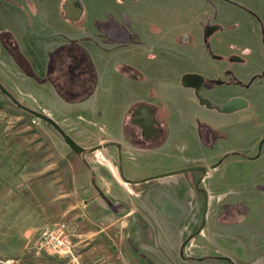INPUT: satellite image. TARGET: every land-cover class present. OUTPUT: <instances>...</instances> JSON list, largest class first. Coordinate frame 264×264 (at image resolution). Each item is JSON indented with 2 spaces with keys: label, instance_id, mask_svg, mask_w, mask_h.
<instances>
[{
  "label": "crops",
  "instance_id": "crops-1",
  "mask_svg": "<svg viewBox=\"0 0 264 264\" xmlns=\"http://www.w3.org/2000/svg\"><path fill=\"white\" fill-rule=\"evenodd\" d=\"M81 1L80 15L72 1L64 11L63 0H0V84L81 148L59 171L71 186L52 191L83 196L84 208L81 228L66 224L76 236V254L65 257L41 245L44 228L28 224L25 206L11 214V204H4L1 241L21 243L7 252L15 256L38 241L29 251L39 257L34 264H264V207L252 219L240 201L225 202L226 193L202 187L238 154L217 147L231 138L225 130L264 117V77H257L264 68V1L118 0L130 3L129 24L122 5L112 11L107 0H96L104 4L99 7ZM223 18L222 34L231 42L215 40L216 55L205 52L201 38L177 41L182 33L201 34L189 29L193 19ZM111 20L117 25L105 26ZM190 74L205 78L200 94L213 106L242 98L247 108L222 114L202 106L182 85ZM140 111L153 117L148 138L141 123L128 129V116ZM215 115L220 121L212 120ZM210 148L209 159L202 154ZM230 178L223 173L218 184ZM80 179L82 185H74ZM256 187L264 190V183ZM70 204V198L51 210L40 204L34 216L51 211L55 220L68 218ZM11 218L19 229H11Z\"/></svg>",
  "mask_w": 264,
  "mask_h": 264
},
{
  "label": "rangeland",
  "instance_id": "rangeland-1",
  "mask_svg": "<svg viewBox=\"0 0 264 264\" xmlns=\"http://www.w3.org/2000/svg\"><path fill=\"white\" fill-rule=\"evenodd\" d=\"M63 1L61 8L63 7L64 11H67L66 7L72 1L75 13L82 14L83 5L81 4V0ZM263 1L264 0H260L261 6L263 5ZM86 2L90 3L93 7L104 5L96 0H86ZM107 2L108 6L113 5L112 11H114L115 8L117 10L120 8L119 6L122 5V16H125V24H129L130 21H126L125 19L126 15L128 16L126 7L130 6V3L119 4L118 0H107ZM142 3L143 6H141V10L147 6L145 1ZM27 5L34 4L27 3ZM172 6L179 9L180 6H185V4L172 3ZM243 7L247 8L245 6ZM31 9L33 10V8ZM98 9L99 8L96 10ZM177 12L178 11H175V17H178ZM115 16H118V13L115 14ZM186 16L185 12H183L181 17L184 19L181 20H186ZM238 19L244 21L245 17H238ZM204 20L200 19L197 23V19H193L192 22L191 20L185 21L186 23L191 22L193 24L189 27L192 31L194 29L201 31L200 35L193 33V31L191 33H182L183 35H178L176 38L179 42L191 43L195 42V39L198 41V38H201L200 41L206 45L207 50L205 52L210 56H214L217 53L214 49L216 45L214 42L215 40L217 43L231 42H228L225 34H222V32L226 30V24L224 22V20L226 21V18L219 19L217 22L214 20V22H207V20ZM222 22H224V24H222ZM112 25H117L115 20H111V22L108 21L105 26L112 27ZM170 28L173 29L174 24H171ZM116 34L117 33L115 32L113 37H115ZM213 37L215 38L212 42L211 39ZM223 37L226 40H224ZM261 39L264 43L263 31L261 32ZM261 62L264 63V58L261 59ZM257 77H264V68L260 70V74ZM216 92L220 93V90ZM17 102L21 104L18 100ZM21 105L24 106L23 104ZM131 114L132 113H130L127 118L129 131L131 128ZM249 118L250 121H246L245 123L236 126L235 130H225L226 133H230L229 136H231V138L220 141L217 147L222 148V146H224L225 148H234L238 154L234 157L232 156L228 162H225L219 171L213 172L208 180H204L202 187L207 188V186H210L215 189L216 192L226 193L224 195L226 198L225 202H229L233 199L240 201V203H243L250 209V218L253 219L262 213L264 207V190L256 187L258 184L264 183V141H262L264 117H256L254 119L255 121H252V116ZM212 120L220 121L216 115ZM248 137H250V139ZM250 140L251 142L248 144ZM211 149L212 148L204 149L202 155H207L210 159ZM75 154L80 153L71 148L64 137L52 126L51 123L39 119L25 111L9 99V97H7L0 89V213H2L4 204H11V214H22V211H19L18 209L20 206H25L27 209L28 224L33 225V227H36L38 224L42 225L41 228H44L42 234L45 232H53L58 228L60 229L61 227H64L65 229L63 231L66 233L64 237L67 236V240H70L72 246L71 254L64 253V255H61L65 257H73V255L76 254L74 244L76 236L74 233L70 232L69 228L66 226L70 224L71 227L81 228L84 218L82 215L84 209L82 202L83 196L76 193H72V195H60L57 194L56 191L53 193L52 189L60 190L59 188L71 186L65 175L59 174V171L65 170L64 168L71 164V159ZM186 154L188 156H193V153L190 151H186ZM257 156H260V158L256 162L252 161L249 163V157ZM226 172L229 173L231 178L224 179L222 185L218 184L221 181V175ZM81 182V179L79 181L75 180L76 184L74 185L81 186ZM217 188L221 189L218 190ZM40 192L42 194H40ZM65 198H70L72 203L68 206L70 208L68 218L60 217L59 220H55L51 211H49V217L40 219V217L37 216L35 218V211L40 210V204L44 206L43 209L50 208L51 210V207H53L54 204ZM17 221V218H11V229L13 228L12 224L16 225L14 227L16 230L19 229ZM3 229L7 230V227H4L3 222H0V231ZM30 229L28 228V231H30ZM31 236V233L28 232V240L31 239ZM1 240H4L3 234H0V264H26V261L27 264L40 262L38 259L39 257H36L35 254L29 252L33 245L37 246L39 244L38 241L29 244L27 249L22 250L21 252H16L15 256H10L7 252L9 251V246H18L21 245V243L15 244L14 242L10 244V237L8 240L6 239V241H8L6 243ZM44 247L48 253L56 254L51 248H47L46 244H44ZM240 261L243 263V260Z\"/></svg>",
  "mask_w": 264,
  "mask_h": 264
},
{
  "label": "water",
  "instance_id": "water-1",
  "mask_svg": "<svg viewBox=\"0 0 264 264\" xmlns=\"http://www.w3.org/2000/svg\"><path fill=\"white\" fill-rule=\"evenodd\" d=\"M204 84H205V78L202 75H199V74L186 75L183 78V80H182V85L185 86V87L193 89L195 91V95H196V98L198 99L199 103L202 106H205L208 109H215V110H217L218 112H220L222 114H231V113H235L237 111H241V110H244V109L247 108L248 103H247L246 100H244L242 98H233L232 100H230L229 102H227L226 104H224V105H222L220 107L213 106L208 99L204 98L200 94V91L204 87ZM0 89L7 97H9V99H11L17 105H19L22 109H24L25 111L29 112L30 114L36 116L39 119L47 120L49 123H51L52 126L56 130H60L61 131L62 136L64 137L66 142L71 146V148L74 149V151H76L78 153L82 152L81 148L78 147L74 143V141L68 135H66L56 123H54L48 117H46V116H44V115H42L40 113H37L35 111H32V110L22 106L21 104H19L17 102V100L14 99L12 97V95L1 84H0ZM147 117H148V122H150L151 115L148 114ZM196 170L205 171L204 168H196Z\"/></svg>",
  "mask_w": 264,
  "mask_h": 264
},
{
  "label": "built area",
  "instance_id": "built-area-1",
  "mask_svg": "<svg viewBox=\"0 0 264 264\" xmlns=\"http://www.w3.org/2000/svg\"><path fill=\"white\" fill-rule=\"evenodd\" d=\"M61 229V230H60ZM53 232H45L40 240L41 245L46 244L47 248H51L55 253L63 255L72 253V246L65 236L63 231L65 228L61 227Z\"/></svg>",
  "mask_w": 264,
  "mask_h": 264
},
{
  "label": "flooded vegetation",
  "instance_id": "flooded-vegetation-1",
  "mask_svg": "<svg viewBox=\"0 0 264 264\" xmlns=\"http://www.w3.org/2000/svg\"><path fill=\"white\" fill-rule=\"evenodd\" d=\"M141 113L138 114V112H135L132 114V119H131V122H136V123H141L142 125V130H141V135L144 137V138H148L150 136L153 135V131L151 129V127L149 126V122H148V119H147V115L142 113L143 111H140ZM155 117V116H154ZM153 120V117L151 116V121ZM150 121V122H151ZM161 127H159L162 131H164V127H165V123L163 124H160ZM154 128V127H153ZM166 131V130H165ZM134 134V133H133ZM135 137V136H134Z\"/></svg>",
  "mask_w": 264,
  "mask_h": 264
},
{
  "label": "trees",
  "instance_id": "trees-1",
  "mask_svg": "<svg viewBox=\"0 0 264 264\" xmlns=\"http://www.w3.org/2000/svg\"><path fill=\"white\" fill-rule=\"evenodd\" d=\"M45 121H47V120H45ZM48 122V121H47ZM166 127V126H165ZM58 132L61 134V131L60 130H58ZM62 135V134H61ZM165 142V139L161 142V143H164ZM83 155V154H82Z\"/></svg>",
  "mask_w": 264,
  "mask_h": 264
}]
</instances>
